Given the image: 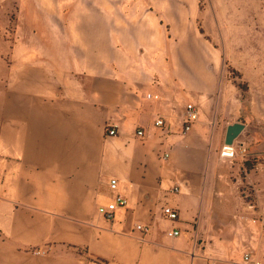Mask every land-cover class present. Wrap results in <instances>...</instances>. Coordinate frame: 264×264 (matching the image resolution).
Here are the masks:
<instances>
[{
    "label": "crops",
    "instance_id": "obj_1",
    "mask_svg": "<svg viewBox=\"0 0 264 264\" xmlns=\"http://www.w3.org/2000/svg\"><path fill=\"white\" fill-rule=\"evenodd\" d=\"M261 12L264 0H20L0 84V264H264ZM190 103L200 120L186 130ZM230 121L246 126L233 160ZM117 196L127 205L108 220L99 207Z\"/></svg>",
    "mask_w": 264,
    "mask_h": 264
},
{
    "label": "built area",
    "instance_id": "obj_2",
    "mask_svg": "<svg viewBox=\"0 0 264 264\" xmlns=\"http://www.w3.org/2000/svg\"><path fill=\"white\" fill-rule=\"evenodd\" d=\"M147 97L152 98V99H158L159 98L158 95H151V94H148ZM199 120H200V109L192 103L188 104L186 106V112H185L186 130H189L190 127L192 125H194L195 123L199 122ZM155 125L157 127H162L164 125V120L162 118H158L155 122ZM116 133L117 132H116L114 127L107 129V134L109 136H115ZM144 135H145V133L143 130L138 131L139 137H144ZM223 153L230 160H233L237 156L246 155L247 154L246 143L243 141L238 142V139H236L232 146H226L225 145V147L223 149ZM111 187L113 189H116L118 187V181L116 179H113L111 181ZM174 191L179 192L180 188L175 187ZM126 205H127V199L123 196H117L115 199L109 201L107 204L101 205L99 207V212L102 215H104L106 219L112 220L114 218L116 211L119 208L126 207ZM163 214H164V217L169 221H177L179 219L178 213L174 209H172L171 207H166L163 210ZM136 228L144 234H148L150 231L149 226H145L142 224L136 225ZM169 235L172 237H177L180 235V231L179 230L170 231ZM253 260H256V259H254V255H252L251 253H246L242 257L241 264H251V262ZM102 264H106V263H102ZM208 264H213V263H208ZM253 264H263V263L261 261L256 260Z\"/></svg>",
    "mask_w": 264,
    "mask_h": 264
},
{
    "label": "rangeland",
    "instance_id": "obj_3",
    "mask_svg": "<svg viewBox=\"0 0 264 264\" xmlns=\"http://www.w3.org/2000/svg\"><path fill=\"white\" fill-rule=\"evenodd\" d=\"M19 1L20 0H0V84L2 85L6 81L9 71V57L14 41ZM255 19L259 24L260 22L264 23V15H262V12L261 15L258 14ZM90 264H102V262Z\"/></svg>",
    "mask_w": 264,
    "mask_h": 264
},
{
    "label": "water",
    "instance_id": "obj_4",
    "mask_svg": "<svg viewBox=\"0 0 264 264\" xmlns=\"http://www.w3.org/2000/svg\"><path fill=\"white\" fill-rule=\"evenodd\" d=\"M245 124L240 122L230 121L229 126L227 127L225 145L232 146L237 138L242 135L245 130Z\"/></svg>",
    "mask_w": 264,
    "mask_h": 264
}]
</instances>
